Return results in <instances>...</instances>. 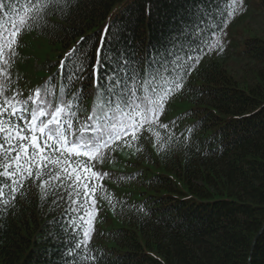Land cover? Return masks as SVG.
I'll return each instance as SVG.
<instances>
[{
	"label": "trees",
	"instance_id": "16d2710c",
	"mask_svg": "<svg viewBox=\"0 0 264 264\" xmlns=\"http://www.w3.org/2000/svg\"><path fill=\"white\" fill-rule=\"evenodd\" d=\"M9 2L0 0L3 28ZM247 2L264 17V0ZM177 7L179 0H75L66 16H52L48 27L19 37L12 78L24 98L50 77L58 91L60 62L82 37L92 63L106 26L125 29L126 45H159ZM43 47L38 60L34 52ZM29 60L28 72L35 70L27 80L19 66ZM230 61L248 69V83L229 72ZM84 84L95 92L90 80ZM92 105L89 95L84 106ZM172 120L177 126L159 129L163 137L168 131L175 136L162 150L143 132V151L124 148L111 153L113 162L97 165L110 174L101 183L121 203L113 211L97 194L90 247L106 255L103 264H264V39H232L230 47L205 55L169 100L161 122ZM51 199L42 206L32 187L26 200L17 198V207L0 216V264H60L56 240L62 233L52 222H67L61 216L67 203L53 210Z\"/></svg>",
	"mask_w": 264,
	"mask_h": 264
},
{
	"label": "snow or ice",
	"instance_id": "6c2138e0",
	"mask_svg": "<svg viewBox=\"0 0 264 264\" xmlns=\"http://www.w3.org/2000/svg\"><path fill=\"white\" fill-rule=\"evenodd\" d=\"M74 3L10 0L7 5L9 26L0 27V216H7L17 207V198L26 200L35 187L42 206L50 197L53 210L60 201L67 203L61 213L67 222H52L62 233L56 240L60 264H103L106 255L90 247L99 212L97 194L113 211L121 202L101 183L110 174L97 165L113 162L111 153L124 148L133 154L143 151V132L154 138L157 151L175 139L171 131L166 137L159 131L178 123L161 122L169 100L184 89L205 55L223 50L225 29L246 8L244 0H179L168 17L164 40L146 49L131 41L126 45L125 29L106 26L95 63L82 37L60 62L58 91L55 77H50L24 98L11 75L19 37L48 27L52 16H66ZM89 80L94 93L85 91ZM77 83L80 87L73 91ZM89 95L91 110L84 106Z\"/></svg>",
	"mask_w": 264,
	"mask_h": 264
},
{
	"label": "rangeland",
	"instance_id": "374dc122",
	"mask_svg": "<svg viewBox=\"0 0 264 264\" xmlns=\"http://www.w3.org/2000/svg\"><path fill=\"white\" fill-rule=\"evenodd\" d=\"M244 6L246 11L235 16L234 19L228 24V27L225 29L226 35L223 37L222 43L225 48L230 47L232 39H241L247 35H256L257 37L264 39V17L260 14V10L256 7L254 2L248 4L247 0H244ZM48 47H43L34 52L37 55V59L40 60L43 56L42 54L46 51ZM230 51V48H229ZM232 53V51H230ZM36 59V60H37ZM30 60L26 63H23L19 66L22 74H25L24 77L27 80H30V72L33 73L35 66L32 71L28 72L30 69ZM229 72L236 78L237 81L247 83L251 79V75L248 72V69L241 64L230 61L228 63ZM251 68V67H250ZM23 84H20V87H23Z\"/></svg>",
	"mask_w": 264,
	"mask_h": 264
},
{
	"label": "water",
	"instance_id": "95a60500",
	"mask_svg": "<svg viewBox=\"0 0 264 264\" xmlns=\"http://www.w3.org/2000/svg\"><path fill=\"white\" fill-rule=\"evenodd\" d=\"M262 230H263V228L259 231L258 236L261 234Z\"/></svg>",
	"mask_w": 264,
	"mask_h": 264
}]
</instances>
